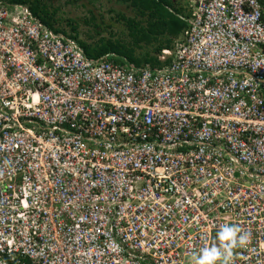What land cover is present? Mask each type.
Returning a JSON list of instances; mask_svg holds the SVG:
<instances>
[{
	"label": "built area",
	"instance_id": "built-area-1",
	"mask_svg": "<svg viewBox=\"0 0 264 264\" xmlns=\"http://www.w3.org/2000/svg\"><path fill=\"white\" fill-rule=\"evenodd\" d=\"M193 2L153 68L0 0V264H264V0Z\"/></svg>",
	"mask_w": 264,
	"mask_h": 264
},
{
	"label": "trees",
	"instance_id": "trees-1",
	"mask_svg": "<svg viewBox=\"0 0 264 264\" xmlns=\"http://www.w3.org/2000/svg\"><path fill=\"white\" fill-rule=\"evenodd\" d=\"M8 4L27 5L34 16L55 33H61L77 41L89 59H100L114 55L117 62L131 64L135 67L150 65L160 68L167 63H160L158 57L162 51H173L176 48L185 30L190 27V19L194 9L193 0L185 7L177 6L173 0H115L118 5H126L135 14L134 17H125L119 14L118 22H123L128 29L130 42L119 39H105L95 43L79 40L77 28L72 27V34L68 35L56 25L57 11L49 0H2ZM97 18L92 16L85 21L88 26L99 28ZM153 47L152 52L136 56V51L142 47Z\"/></svg>",
	"mask_w": 264,
	"mask_h": 264
},
{
	"label": "rangeland",
	"instance_id": "rangeland-1",
	"mask_svg": "<svg viewBox=\"0 0 264 264\" xmlns=\"http://www.w3.org/2000/svg\"><path fill=\"white\" fill-rule=\"evenodd\" d=\"M48 1V0H47ZM191 0H173L175 5L185 7ZM50 5L58 10L57 27L68 35L72 34V27L77 28L79 40L95 43L100 39H119L130 42L128 29L123 22H118V15L134 17L135 14L126 5H118L115 0H49ZM92 16L97 18L99 28L88 26ZM153 47H142L136 51V56L152 52Z\"/></svg>",
	"mask_w": 264,
	"mask_h": 264
},
{
	"label": "clouds",
	"instance_id": "clouds-1",
	"mask_svg": "<svg viewBox=\"0 0 264 264\" xmlns=\"http://www.w3.org/2000/svg\"><path fill=\"white\" fill-rule=\"evenodd\" d=\"M216 240L218 243L214 242L211 246H205L192 257L194 264H228L233 251L247 245L249 234L243 233L235 225H224L217 232Z\"/></svg>",
	"mask_w": 264,
	"mask_h": 264
}]
</instances>
